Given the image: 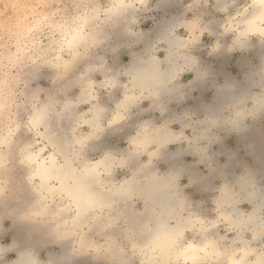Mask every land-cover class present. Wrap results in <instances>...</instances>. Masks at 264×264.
I'll list each match as a JSON object with an SVG mask.
<instances>
[{
	"label": "crops",
	"instance_id": "crops-1",
	"mask_svg": "<svg viewBox=\"0 0 264 264\" xmlns=\"http://www.w3.org/2000/svg\"><path fill=\"white\" fill-rule=\"evenodd\" d=\"M208 28L201 27V42L195 45L201 50L198 57L191 47L198 41L192 40V36L183 39L189 40L188 49L184 47L179 52L192 54L196 63L193 67L180 64L176 77L168 85V93L160 102L148 92L132 90L130 75L125 71L132 54L141 52L143 42L120 44L111 56L117 61L121 85L112 92L105 86L106 80L102 83L103 89L96 87L100 97L98 103L105 106L106 113L102 119V132L95 135L93 141L96 152L107 147L118 148V143L127 144L126 149L132 150L133 140L144 127H149L152 133L166 129L177 137L162 151L157 145L140 151L139 164L144 166L151 159L150 152L158 149L152 160L153 169L157 174L169 172L178 176L175 197L188 202L203 198L215 207V220L220 231L214 235L219 238L226 259L221 263L201 260L196 264H230L229 252L238 249L242 243L236 230L219 217V207L224 205L223 188L227 187L235 196L239 212L246 214L260 205L259 216L264 220V203L260 204L264 199V110L257 115L253 112L254 99L264 95V50L258 46L264 44V39L256 40L251 33L241 36L240 32L229 39L214 37ZM146 41L150 51L142 53L144 59L156 55L166 68V44L154 39ZM196 71L201 74L197 76ZM126 92L134 93L135 103L120 107ZM79 99L80 103L85 102L81 95ZM98 103L91 101V108ZM241 111L244 114L240 118L237 113ZM118 112L122 118L113 122L114 113ZM212 117L218 121L211 123ZM78 127L75 135L79 137L93 132L83 121ZM197 136H200L198 144L193 141ZM241 181L249 184L242 189ZM250 194H255L253 200ZM134 202L137 211L144 209L142 200ZM120 207L123 211V206ZM29 210L28 206L22 213L16 212L13 206L3 211L0 208V264H14L22 255H33L39 263H51L49 259H54L52 264H158L161 257L157 254L156 259H150V250L143 245L147 236L133 231L123 212L111 214L112 224H109L108 216L103 215V227H96L91 234L95 245L89 240V246L80 247L75 240L61 245L57 227L53 224L44 226V219L34 218ZM254 237L251 230L244 234L255 250L262 251L264 233L260 231L257 238ZM171 260L175 264H184L181 259Z\"/></svg>",
	"mask_w": 264,
	"mask_h": 264
},
{
	"label": "rangeland",
	"instance_id": "rangeland-1",
	"mask_svg": "<svg viewBox=\"0 0 264 264\" xmlns=\"http://www.w3.org/2000/svg\"><path fill=\"white\" fill-rule=\"evenodd\" d=\"M253 1L142 0L140 3L137 0H127L130 5L120 14L123 18L118 24L117 18L120 15L109 19H107L106 15V10L115 5L116 0H19L20 6L15 9L14 17L4 20L2 22L3 27L0 28V82L5 85L7 97L4 111L0 113V142L6 135L13 138H11L12 144H9V147L0 143V158L2 159V156L7 153V161L5 160L4 165L0 164V178L3 180V186H5L3 193H0L1 211L13 206L16 212L22 213L25 211V207L28 206L30 208L29 213L34 218L44 219V226L53 224L57 227V235L62 239L61 245L67 244L70 240H75V244L79 245L78 238H81L80 236L84 234L89 236L91 245H95L91 234L93 230H96V227L103 225V215L102 218L98 219L100 222H97L95 220L97 216L94 217L93 214L91 216L93 219L91 226L86 230L75 229V227L67 224L65 226L67 231L62 232V230H59L61 229L59 221L54 216L44 217L31 213L32 210L39 209L43 202L41 201L42 196L36 191L35 186L30 183V170L24 163V159L28 148L36 152L40 146H43L39 145L38 142L45 143L33 131L29 123L34 107L46 103L52 97L56 98L55 100L58 102L57 108H60V105L66 100H72L76 105V112L73 120H68V122L64 123L65 127L63 126L62 130L67 134L69 132L68 137L73 139L74 136H78L75 135L79 130L78 124L82 121V118L85 119L90 116L89 111L94 106L105 108V106L98 103L100 97L98 91H95L96 87L103 89L102 83L105 80V86H108L111 92L121 85L119 73L116 70L117 61L111 56V53L116 52L120 44L133 41H140L144 44L141 52L132 54L131 61L125 69L126 72L130 68L134 56L140 57L144 63H147L152 56H156L152 55L150 58L144 59L142 55V53L150 51V48L146 45V40L148 39L163 41L166 44L168 56L169 47L166 42L167 38L164 37L165 35L166 37L169 36V38H177L186 45L189 40L183 39H188L192 36V40L198 41L191 45L195 56L198 57L201 55V50L199 46L196 47L195 45L201 42L200 37L203 33L201 27L208 26L207 31L214 37L233 38L234 34H238V32L246 28L245 18L252 11ZM91 9L99 11L98 23L100 24L99 28L104 32V34L102 33L103 38L93 41L89 49H82L80 59L76 62L74 68L68 71L63 64L64 61L71 59L67 38L73 29L79 25L85 13ZM186 23L194 25L193 35ZM120 30H122L121 33ZM125 30L129 33L128 35ZM197 32L198 34H196ZM251 34L256 37V40L264 39V33L256 32ZM212 36H210L211 39H213ZM206 41L208 40L206 39ZM186 45L184 46L187 50ZM258 46L262 51L264 50V44H258ZM179 49L181 48L178 46L174 48L175 57L187 55L196 61L192 54L180 53ZM128 62L129 60L126 61V63ZM167 68L168 65L164 69ZM196 72L197 76L201 74L199 71ZM110 77H116L118 82L115 87H111L108 84ZM90 85H93L92 91L94 94L91 101L98 103L92 108L91 101L80 103L81 100L79 99L80 95L82 98L83 89ZM178 93L176 92V94ZM151 131L149 127H144L140 134L149 133L155 135L158 133V130L154 133ZM84 136H90L86 144L81 147L79 145L74 146L75 165L79 166L78 168L87 160H98L108 151L116 152L118 155L128 151L126 149L127 144L116 143L118 148L107 147L102 152H96V143L93 141L95 135L89 134L80 137ZM195 143L198 144V142ZM49 152L51 150L45 151V154H49ZM139 155L138 161L130 163L131 168H115L114 174L109 179L114 177L115 184H118V182L130 176L133 172L132 168L136 169L140 166V152ZM153 172H155L154 169ZM147 174L150 175L152 173L145 172L142 175L147 176ZM158 174L173 175L172 177L176 178V180L178 177L169 172ZM172 194L175 200H180L175 197L174 191ZM143 204L144 209H141V212L145 210L144 201ZM121 205L123 206V211L122 207H120ZM223 207H227L225 201ZM223 207L220 205L219 209L221 210ZM214 208L210 202L203 198L192 202L184 200L183 213L185 215L194 214L202 217L209 225L213 222L218 224V227L207 232L194 228L188 233L189 237L186 238L185 242L196 240L204 243L211 237H216L219 241V238L214 235V232L220 231L219 223L215 220L217 213ZM114 212L127 214L124 204H118L110 214ZM104 215L108 216L107 213ZM111 216H108L109 224L113 223ZM132 230L135 231L133 228ZM120 241V238L117 239L118 243ZM173 259L177 260L178 258ZM224 259H226V254L219 259L209 257L202 260L221 263Z\"/></svg>",
	"mask_w": 264,
	"mask_h": 264
},
{
	"label": "bare ground",
	"instance_id": "bare-ground-1",
	"mask_svg": "<svg viewBox=\"0 0 264 264\" xmlns=\"http://www.w3.org/2000/svg\"><path fill=\"white\" fill-rule=\"evenodd\" d=\"M138 1L141 3L142 0ZM253 2L252 11L245 18L246 28L240 31L242 36L250 32L264 33V0H254ZM129 5L127 0H116L115 5L106 10L107 19L120 15ZM98 12L95 9L87 11L81 18L79 25L73 29L67 38L71 59L64 61L63 64L68 71L74 68L80 59L82 49H89L93 41L103 38L102 33L104 34V32L99 28ZM122 18V15L117 18L118 24ZM186 25L193 35L194 25L192 23H186ZM121 32L122 30H120ZM126 32L127 30H125ZM164 37L167 38L166 42L169 47V53L165 60L168 65L167 69L162 67V61L156 56H152L147 63H144L140 57L134 56L127 71L130 75V88L132 90L139 89L142 93L148 92L152 97L158 99V102L168 93V85L176 77L180 64L193 67L196 62L187 55L175 57L174 48L177 46L183 48L186 44L177 38H169L166 35ZM117 82L116 77H110L108 80L111 87H115ZM92 87L93 85H90L83 89L82 100L87 102L92 100L94 97ZM55 99L52 97L46 103L35 106L29 120L33 131L42 139L43 143L45 142L44 144L41 141L38 142L39 145L43 146H40L36 152L28 148L24 159V163L30 170V183L42 196L41 201L43 202L39 209H34L31 213L44 217L54 216L61 226L59 230L66 232L65 226L67 224L75 227V229L86 230L91 226L93 214L94 217L97 216V219L93 218L100 222L98 219L102 218V215L107 213L108 216H111L110 213L115 210L118 204H124L130 226L134 230H138L141 236H147L146 243L143 245L149 248L151 260L156 259L157 254H160V256L170 259H181L184 264H196L203 258L219 259L225 255V251L220 247V242L216 237L208 238L204 243L196 240L185 242L186 234L194 228L207 232L218 227V224L213 222L209 225L200 216L183 213L184 200H175L172 194L175 191L174 181L176 178L172 177L173 175H159L153 172L152 160L158 149L150 152L151 161L146 162L144 166H138L136 169L132 168L131 175L118 184H115L114 177L109 179L114 174L116 167L131 168L130 163L138 161L140 151L145 152L154 145L162 149L177 137L172 136L166 129H159L155 135L143 133L136 140H133L134 149L121 155L108 151L98 160H87L78 168L79 166L75 165L74 146H83L90 139V136H74L73 139L68 137L69 132L67 134L62 130V127L68 120H73L76 105L68 99L60 105V108H57L58 102ZM135 100L134 93H126L120 107L126 108L131 104L133 105ZM254 100L253 112L254 115H257L264 110V96ZM89 113L90 116L87 117V120L82 118V121L92 128V135H99L102 132L105 108L94 106ZM114 114L113 122L122 118L121 113ZM243 114L244 112L241 111L237 116L241 118ZM217 121L215 117L210 120L211 123ZM11 138V136L6 135L1 144L9 147V144H12L13 138ZM199 139L200 136H197L193 141L198 142ZM49 142L59 144L65 155L58 156L52 152L45 154V148ZM203 152L205 151L203 150ZM6 158L7 153L2 156V159L0 158V164H3ZM45 158L48 162L47 166L41 163ZM145 172L152 174L143 176L142 174ZM248 184L246 181L240 182L242 189ZM4 190L5 186H3V180L0 178V193H3ZM223 191V198L227 207L220 210L219 217L231 229L236 230L242 243L238 249L230 252V264H264V248L262 251H257L244 238L245 232L253 228L256 229L255 232L252 231L255 238L260 233V222L264 221L259 216L260 205L244 214L238 211L235 196L231 194L228 188H223ZM250 196L252 200L255 198V194H250ZM136 199L144 201L145 210L143 212L136 210L134 202ZM262 200L260 204L264 203V199ZM250 217H259L260 219L253 222ZM89 240V236L84 234L79 238V246H89ZM234 241L233 239L232 243ZM154 248L156 251H153ZM250 256L253 259L250 260ZM49 260L51 263H39L33 255H22L14 264H52L54 259Z\"/></svg>",
	"mask_w": 264,
	"mask_h": 264
},
{
	"label": "clouds",
	"instance_id": "clouds-1",
	"mask_svg": "<svg viewBox=\"0 0 264 264\" xmlns=\"http://www.w3.org/2000/svg\"><path fill=\"white\" fill-rule=\"evenodd\" d=\"M19 0H0V28L3 27L2 22L6 19H11L15 15V9L19 7ZM6 93H5V85L3 82H0V113H3L5 108V102H6ZM2 143V142H0ZM51 150L52 153H55L58 156H64L65 153L62 150L61 146L56 143H48L47 147L45 148V151L48 152ZM45 166H47V159L41 161ZM259 217H250V220L253 222L259 220ZM251 231H256L255 228L250 229ZM260 231L264 233V221L260 222ZM255 239V237H254ZM153 251H156L154 248ZM158 264H175L174 261H172L168 257L161 256L158 259Z\"/></svg>",
	"mask_w": 264,
	"mask_h": 264
}]
</instances>
